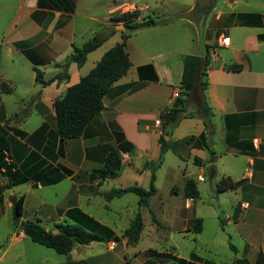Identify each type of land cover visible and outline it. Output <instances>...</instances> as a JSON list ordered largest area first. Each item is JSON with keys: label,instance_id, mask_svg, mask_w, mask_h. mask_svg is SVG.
Returning <instances> with one entry per match:
<instances>
[{"label": "crops", "instance_id": "obj_1", "mask_svg": "<svg viewBox=\"0 0 264 264\" xmlns=\"http://www.w3.org/2000/svg\"><path fill=\"white\" fill-rule=\"evenodd\" d=\"M157 1L163 4L166 0ZM197 1H183L185 14L180 20L189 26L193 35L174 33L179 45L148 50L143 44L127 45L129 36H126L125 50L130 61L126 75L113 83L103 98L102 111L86 126L82 136L63 142L56 136L54 100L122 40L113 43L112 35L109 34L111 38L107 35L102 45L89 53L78 68L75 63L67 62L74 46L71 43L75 32L74 1L70 14L39 8L38 0L22 1L16 18L21 29L28 33L17 34L15 27L8 31L4 37L7 38L5 59L18 53L30 65V75L16 72L13 77H3L5 83L0 82V86L7 87L8 83L14 88L20 79L27 78L32 87L19 103L30 108L7 116L2 96L10 94V88L7 91L0 88V128L10 136H14V131L23 134V139L16 138L37 153L41 162L58 169L65 177L52 185L28 181L8 188L7 178L0 171V264H123V261L132 264L127 256L121 258L120 253L128 245L120 236L137 212L143 223L138 243L142 235L151 238L154 234L159 239L158 227L167 221L164 225L171 233L170 240L174 235L194 245L185 258L175 254L176 242L167 251L149 249L166 254L169 260L174 257L186 264H257L261 254L264 263V0H208L209 5L204 8L198 7ZM145 9L143 6L139 11ZM134 10L138 9L132 2L118 5L113 2L107 7L105 17L90 19L108 30L122 25L110 22L113 15ZM176 16L180 18L179 14ZM99 34L95 30L93 36H103ZM191 43L196 45V52L189 51ZM16 44H23V51ZM206 49L209 64L203 98L210 116L200 115L201 97L195 88L186 102V114L192 116L182 118L170 136L164 137L169 148L155 172L156 193L147 206L139 207L138 197L132 193L106 201L102 195L113 189H148L151 171L143 165L156 162L161 151L158 143L161 129L155 121H159L160 114L179 96L184 58L202 57ZM89 57L92 62L85 66ZM234 66L240 69H230ZM34 69L42 73L45 82L62 72L68 79L43 86L35 82ZM31 116H35L37 124L31 130H22ZM202 134L209 149L181 143ZM119 142L130 144L133 152L120 153L118 173L106 178L95 175L102 168L109 149L117 147ZM5 155L6 162L12 163L9 154L5 152ZM169 155L177 161L172 177L167 174H170L166 162ZM194 159L201 163L196 164ZM32 167L36 173L45 166L36 163ZM163 176L167 177L163 204L168 219L160 217L159 207L156 211L153 205L160 198L159 183ZM221 178L230 179L235 188L218 192L216 184ZM186 180L195 182L198 198L183 196ZM44 188L52 189L54 201L50 198L46 202L41 195H36L35 192ZM19 198L23 201L18 223L42 220L40 225L45 230H55L57 225L70 224L65 217L67 211L79 209L114 233L119 230L120 233H115L119 240L77 245L67 255H58L32 243L17 229L13 202ZM150 212L156 222L151 220ZM196 219L201 221L199 233L193 232ZM162 239L166 241L167 237Z\"/></svg>", "mask_w": 264, "mask_h": 264}, {"label": "trees", "instance_id": "obj_2", "mask_svg": "<svg viewBox=\"0 0 264 264\" xmlns=\"http://www.w3.org/2000/svg\"><path fill=\"white\" fill-rule=\"evenodd\" d=\"M39 8L55 10L70 14L73 12L74 4L71 0H38ZM110 22L122 23L123 27L137 29L154 25L155 22L150 18H141V12L134 10L122 14H115L110 18ZM113 29V28H111ZM108 34L109 35V30ZM96 36L87 41L81 47L73 46V53L69 56L67 62H73L80 68L86 61L89 53L95 51L106 40V36ZM126 36L122 42L116 44L107 50L95 66L79 81L67 88L66 92L53 102V111L56 127V136L60 142L65 140L77 139L84 133L86 126L103 109V98L108 93L114 82L126 75L130 61L126 52ZM23 44H16L22 51ZM25 53V52H24ZM209 64V55L206 53L200 56H186L183 60L182 74L180 79L179 96H177L172 105L163 111L159 116L161 135L158 143L161 146L160 156L156 162H146L143 167L151 171V177L148 189L131 187L125 189H113L103 194V198L109 201L113 198H119L125 194L132 193L138 197V206L146 207L149 199L156 193L155 172L163 163V155L169 148V143L165 141V136H170L171 131L177 126L180 120L191 114H185L187 98L192 90L198 89L200 93L199 112L200 115L207 118L210 116V109L207 107L203 91L206 88V76ZM230 69L238 71L240 66H234ZM35 82L43 86L53 81L68 79L65 72L59 73L48 81L42 80V73L34 69ZM152 78L155 80V75ZM207 126L206 121L204 120ZM23 139V134L14 131V136L8 135L0 128V171L7 178V187L12 188L15 185L26 183L28 181L41 182L43 185H52L60 182L65 176L58 169L41 162L40 156L30 151L25 144L21 143L16 137ZM182 144H187L197 149H209L210 145L206 141L204 134L197 138L188 137ZM5 152H7L12 163L6 162ZM121 152H133V147L126 142H119L117 147H111L103 161V166L95 175L106 178L114 177L121 166ZM196 164L201 161L194 159ZM44 165L45 167L36 172L32 169L34 164ZM213 163V159H210ZM1 173V172H0ZM235 188V184L228 178H221L216 184L218 192H224ZM183 196L186 198H198V191L195 182L186 180L184 182ZM22 198L13 202V211L16 219L17 229L24 234L32 243L49 248L58 255H67L77 245L84 246L91 242H117L119 238L115 233L95 221L93 218L82 213L79 209H70L65 213L66 219L70 224H61L55 226L58 233L53 234L52 230H45L39 220L20 222L22 215ZM151 220L156 222L153 214L150 212ZM193 232L199 233L201 221L199 219L193 222ZM143 223L141 215L137 212L130 221L129 226L121 233L120 238L126 241V245L134 246L138 243L139 235L142 231ZM145 261L143 264H186L182 259L169 257L163 253H157L148 250L144 253ZM257 264H264L261 254H258Z\"/></svg>", "mask_w": 264, "mask_h": 264}, {"label": "rangeland", "instance_id": "obj_3", "mask_svg": "<svg viewBox=\"0 0 264 264\" xmlns=\"http://www.w3.org/2000/svg\"><path fill=\"white\" fill-rule=\"evenodd\" d=\"M23 0H0V54H1V61H0V82L3 81V77H13L17 73L23 74L28 73L30 75V65L25 61V59L16 53V55H11L10 59L6 60V48L5 41L7 38H4L8 31L12 28H14V32L20 35H26L28 33L25 31V29H21V23H18V20L16 18L17 14L20 11V7L22 5ZM72 1V0H71ZM75 3V10H74V26H75V32L74 36L71 40V43L75 47H79V45L82 42H87L93 39V35L95 30H97V33L100 32V34L107 35L108 31L105 29L102 25H99L98 23H95L90 18L91 17H97L102 18L106 16V10L111 3L115 2V4H121V3H128L132 2L135 5V8L139 10L140 7L145 6L146 9L141 12V18L150 17L155 24L151 26L146 27H140L137 29H129L127 26L122 28L121 26L117 25L114 26L113 29H108L111 37L107 36L108 38L113 39V43L119 42L118 40H122V37L129 36L128 42H126L127 45L129 43L134 44H143L148 50H158L162 47H169L174 45H179V38L176 37V35H173L177 32H183L186 34L193 35L192 31L188 28L189 26L181 21V18H184L185 14V8L183 7V1L184 0H166L163 4H160L157 0H73ZM187 1V0H186ZM197 10V9H196ZM199 10V9H198ZM177 14L180 15V18H176ZM183 15V16H182ZM188 17V16H187ZM167 21V23H166ZM166 25V27H165ZM164 27V28H162ZM161 32L164 33L163 35H153L152 33ZM99 34V35H100ZM4 38V39H3ZM110 39V40H111ZM190 52H196L195 44H190ZM92 57L88 58L87 65L89 66L92 62ZM5 83V82H4ZM7 87L0 86L1 90L7 91L9 89L10 94L3 95V101H4V111L7 116H11L12 113L19 114L20 111H25L29 109L30 105L28 104H22L19 103V99L21 97H26V93H28L31 90V85L28 82L27 78L20 79L16 86L13 88L7 83ZM185 110V114H186ZM13 115V114H12ZM37 121L35 116L29 117L28 121L22 126V130H31L35 127L37 124ZM167 167L170 170L167 172L168 176L172 177L174 173L176 162L172 159L171 155H169L168 158H166ZM165 168V167H164ZM164 170V169H163ZM163 173H160V176H162ZM167 177L163 176L160 179L159 183V199H155L153 201V205L156 209V211H161L162 218L168 219L169 216L166 215L165 211V205L163 204V196H164V189L166 185ZM36 195H41L44 200L49 201L50 198L54 201V196L52 194L51 188H44L42 191L35 192ZM128 198L135 199L133 195H128ZM160 203H162L160 207ZM160 213V212H158ZM164 213V214H163ZM133 219V218H132ZM42 221V220H40ZM168 223L167 221L163 223V225H160L158 227V233L157 236L159 239H155L153 236L151 238H147L142 235L141 240L136 246H128L124 252H121L120 255L123 259L127 256V258L130 261H133L132 264H140L141 261H144V251L152 249L157 251H167L171 247V245L177 246V250H175L176 255H180L181 257L185 258L187 253L190 251V248L192 249L193 244H191L188 241L180 240V237L172 235V239H169L170 231L167 229V225H164ZM115 233H120L119 230H115ZM163 237H167V240H163ZM223 239L224 237L221 236ZM197 247H200L198 244H196ZM222 249V248H221ZM118 251V250H117ZM123 254V255H122ZM223 256V255H222ZM115 264V263H114ZM123 264H125V261H123Z\"/></svg>", "mask_w": 264, "mask_h": 264}, {"label": "water", "instance_id": "obj_4", "mask_svg": "<svg viewBox=\"0 0 264 264\" xmlns=\"http://www.w3.org/2000/svg\"><path fill=\"white\" fill-rule=\"evenodd\" d=\"M197 5L200 8H204V7H207L209 5V3H208V0H198ZM119 26H121V25H119ZM121 28H122V26H121ZM52 233L56 234V233H58V230H56V229L52 230Z\"/></svg>", "mask_w": 264, "mask_h": 264}, {"label": "built area", "instance_id": "obj_5", "mask_svg": "<svg viewBox=\"0 0 264 264\" xmlns=\"http://www.w3.org/2000/svg\"><path fill=\"white\" fill-rule=\"evenodd\" d=\"M225 42H226V39L223 38V39L221 40V44L224 45ZM155 124H156V125H159V121H155Z\"/></svg>", "mask_w": 264, "mask_h": 264}]
</instances>
